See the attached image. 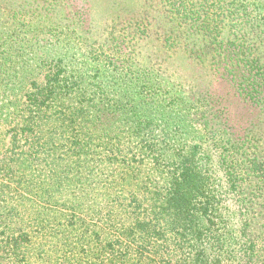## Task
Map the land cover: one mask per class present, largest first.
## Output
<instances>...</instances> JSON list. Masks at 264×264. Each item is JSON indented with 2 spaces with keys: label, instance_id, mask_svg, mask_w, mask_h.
I'll list each match as a JSON object with an SVG mask.
<instances>
[{
  "label": "trees",
  "instance_id": "1",
  "mask_svg": "<svg viewBox=\"0 0 264 264\" xmlns=\"http://www.w3.org/2000/svg\"><path fill=\"white\" fill-rule=\"evenodd\" d=\"M236 1L112 0L110 23L103 34L94 32L92 43L108 46L109 60L101 58V48L89 50L90 57L98 55L101 78L93 82L77 74L70 85L62 74L71 70L63 66L54 80H34L22 106L24 124L13 128L12 139L28 149L13 152L0 176V264H37L33 250L41 241L36 235L52 225L39 221L43 208L26 184L40 182L50 189L43 194L54 199L55 190L61 193L66 184L83 188V178L103 182L105 170L123 166L157 170L162 183L155 191H138L134 206L118 196L123 194L118 176L111 178L107 194L115 193L117 204L97 211L107 232L82 221L79 205L44 208L45 220L72 214L69 231L80 235L68 238V246L77 242L94 253L88 231L102 238L101 231L103 264H156L157 256L171 255L166 248L176 234L187 242L196 239L200 248L183 264H264V1ZM225 21L240 28L222 36ZM56 82L66 87L73 103L69 111L56 109ZM97 92L102 94L91 103L94 118L81 97ZM167 100L171 109L184 111V122L187 116V135L179 136L182 118L171 116L172 130L165 132L170 150L160 152L155 135L145 138L142 125L153 121L147 111L167 108ZM233 104L250 112L246 125L234 124ZM124 122L129 133L121 128ZM97 128L112 139L111 156L92 145ZM228 193L246 220L240 236L221 226L220 220H230L222 202ZM120 212L131 221H113L121 220Z\"/></svg>",
  "mask_w": 264,
  "mask_h": 264
},
{
  "label": "rangeland",
  "instance_id": "2",
  "mask_svg": "<svg viewBox=\"0 0 264 264\" xmlns=\"http://www.w3.org/2000/svg\"><path fill=\"white\" fill-rule=\"evenodd\" d=\"M231 1L238 4L236 0ZM113 11H115V8L112 0H0V176H5V171H2V169L9 163L13 152L28 149V145L23 141L21 144H14L12 139L13 128L21 127L24 124L22 106L27 100L25 93L35 87L33 85L34 80H54L56 71L63 68V66L71 70L65 76L62 74V78L69 80L70 85L74 84L77 74H80L82 79L93 82L101 78V70L97 69L98 67L95 65L99 62L95 59L98 58V55L93 57L91 53L90 57L89 50H95L96 47L101 48L99 53L103 54L101 58H105L104 62L109 60L110 51L108 46L105 45L102 48L98 45L92 46V43L96 38L94 32L104 33L102 30L110 23L109 19ZM235 20L240 22L242 18L235 17ZM233 24L232 21H225L222 24V36H226L228 31H238L240 25L234 27ZM256 40L254 36L250 39L252 43ZM56 62L59 63L56 65ZM74 75L75 77H73ZM62 84L64 83L56 82L58 89V107L56 109L69 111L73 103L68 101L69 95L65 91L66 87ZM220 91L224 92L225 88ZM97 93L96 96L91 94L92 97H81L82 104L88 105V113L94 118L97 116V109L91 106V103H97L102 92ZM90 98L95 99L89 103ZM166 102L167 104L164 105L167 108L165 109L158 108V110L147 111L148 116L153 121L148 122L147 126L142 125V128H145V133H147L145 138L149 139L152 138L153 134L155 135L154 140L158 144L156 148L160 152L170 150L168 148L171 144L166 142L165 132L167 129L172 130V126L167 122V119H170L171 116L182 118L179 136L187 135V116L184 122V111L179 110V108L171 109L169 100ZM232 107L234 124L246 125L250 116L247 108L243 104H233ZM120 125L128 133L130 132L131 126L129 123L124 122ZM137 128V126L132 127L133 130ZM104 131L105 128L95 130L92 145L97 151L111 156L112 147L110 143H112V139L105 135ZM173 131L177 132V130ZM142 136L143 134L137 137ZM131 147L133 149V144H131ZM125 152L131 151L127 148ZM37 167L36 165L33 168ZM157 173V170L146 166H141L138 169L124 166L116 167V170H105L103 182L89 183L91 181L86 182L83 178L81 181V184L85 185L83 188L71 187L69 184L64 185L61 193L55 190L54 199L47 198L43 194V192L50 189L42 187L40 182L26 184L25 188L27 192L36 194V199L43 208L42 214L44 217L47 215L44 208L54 209L60 206L61 209L65 210L76 204L82 210L85 219L82 221L93 225L100 224L102 227L100 230L107 232L105 223L101 225L97 211H104L107 204L112 206L117 204L116 200H112L115 193L107 194L110 179L118 176L119 180L122 181L118 188L123 192L122 195L118 194V196L127 197V202L130 201L134 206H137L136 195L138 191L142 189L155 191V186L162 183V179H158ZM218 175H221L220 171ZM92 184H95L96 187ZM222 196H225L222 200L224 204L223 211L230 215V220H220L221 226L225 228L223 232L231 231L233 236H240L246 220L242 218V215H238L237 199L230 193ZM50 216L53 218V214ZM44 217H42L43 220L39 221H45L52 225H46L45 234L36 235L37 240L41 241V247L36 246L35 248V252L40 256L34 254L33 250L34 262H37V264H93V262L103 264L106 262L103 255L98 252L99 244L102 238L105 237L104 233L99 232L102 237L100 238L92 230L88 231V234H91L92 245L94 246V253H91V251L86 250V245H79L77 242L72 243L71 246L67 245V243H70L68 238H78V235H80L69 231L75 223L72 214L66 220H45ZM58 217L59 219L63 218L62 215H58ZM117 217L121 220L113 221H120L121 224L131 221L125 220L121 212ZM173 236H175L173 243H169L166 248L171 255H165L162 258L157 256L156 264H183L185 260L190 262L195 259V254L200 250L196 244L197 240L187 242V239L179 235L173 234ZM233 241H236V239L233 238Z\"/></svg>",
  "mask_w": 264,
  "mask_h": 264
}]
</instances>
